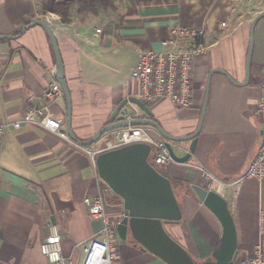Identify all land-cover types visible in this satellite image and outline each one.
I'll use <instances>...</instances> for the list:
<instances>
[{
  "label": "crops",
  "instance_id": "crops-1",
  "mask_svg": "<svg viewBox=\"0 0 264 264\" xmlns=\"http://www.w3.org/2000/svg\"><path fill=\"white\" fill-rule=\"evenodd\" d=\"M42 0H0V123L18 119L30 107L47 105L63 118L64 95L52 100L45 90L57 81L54 52L39 25L53 30L71 98V128L78 139L91 137L110 122L112 110L124 98L137 97L130 78L140 52L159 51L172 39L177 25L203 29L204 49L194 58L193 95L185 108L165 100L152 102L154 121L174 136L192 133L201 110L205 81L213 68L225 70L236 82L245 80V57L253 18L264 0H110L112 6L97 15L78 13L71 6L68 23L53 12L41 13ZM225 23V25H222ZM254 44L246 84L238 86L223 74L211 76L207 106L196 144L187 162H169L161 172L171 183L182 217L163 227L196 264L221 245L218 219L195 195L192 186L217 191L224 185L236 231L234 263L248 258L260 246L264 254V179L237 181L257 156L264 116L255 112L264 75V16L254 27ZM178 45L195 47L184 37ZM258 51V52H257ZM143 117V116H142ZM0 144V264H47L39 244L51 226L60 236L61 253L79 264L82 243L101 228L83 205V198L101 192L105 210L118 222L122 200L97 180L92 159L100 143L82 147L42 127L5 126ZM67 133V132H66ZM189 141L175 145L176 154L188 152ZM116 264H166L142 249L128 234L119 239Z\"/></svg>",
  "mask_w": 264,
  "mask_h": 264
},
{
  "label": "water",
  "instance_id": "water-1",
  "mask_svg": "<svg viewBox=\"0 0 264 264\" xmlns=\"http://www.w3.org/2000/svg\"><path fill=\"white\" fill-rule=\"evenodd\" d=\"M264 16V9L253 18L250 26V36L245 57V80L236 82L222 69H211L206 77L204 97L194 131L184 136H174L166 132L154 121L153 114L146 102L129 96L124 98L112 110L110 122L100 127L91 137L78 139L71 128V98L65 81L63 63L60 56L55 34L47 22L35 20L22 28L39 25L46 32L54 52V74L59 83L66 102V132L71 141L82 147H91L103 135L129 126H145L153 128L165 141L172 162L182 164L189 160L196 144V136L200 131L204 118L209 93L210 79L213 73L223 74L230 82L241 86L249 79V68L254 44V27ZM12 36H1L0 39ZM133 108L143 112V117L127 119ZM189 141L188 152L180 156L176 154L172 143ZM175 146V145H174ZM150 145L144 142L127 144L112 150L96 154L95 166L99 178L122 200L123 215L116 223V232L121 240H126L129 234L142 249L152 252L166 264H196L186 253V250L167 234L163 224L174 223L181 219L182 212L172 188L170 179L156 170L149 160ZM192 189L198 200L208 208L218 219L221 228V245L213 250L211 255L200 264H231L236 257V231L227 200L213 189L193 185Z\"/></svg>",
  "mask_w": 264,
  "mask_h": 264
},
{
  "label": "built area",
  "instance_id": "built-area-1",
  "mask_svg": "<svg viewBox=\"0 0 264 264\" xmlns=\"http://www.w3.org/2000/svg\"><path fill=\"white\" fill-rule=\"evenodd\" d=\"M225 25V23H222ZM172 39L164 41V48L159 51L146 50L139 53L136 63L130 73V78L136 81L138 86L137 98L150 105L158 100H165L176 108L187 107L192 100L193 86L192 74L194 58L197 52L204 49L203 29L173 26L170 29ZM190 37L195 42V47L185 49L178 45V40ZM62 95V90L57 81H52L45 90L47 100L55 99ZM255 112L264 116V75L259 84L258 97ZM143 112L133 108L126 118H139ZM64 119L56 116L47 105L27 108L18 119L8 124L0 123V144L2 141L3 128L9 126L18 129L25 124L42 127L55 133L60 138L69 141L65 130L61 127ZM144 142L150 145V156L153 151V166H164L172 162L164 139L153 137L145 126H129L109 132L103 137L99 148L94 155L112 150L127 144ZM149 160V159H148ZM97 180L99 178L95 159H92ZM264 179V128L262 140L257 156L249 163L237 181L243 179ZM224 185H219L217 192L222 194ZM83 205L89 209L93 218L101 220V228L96 234L82 243V259L79 264H116L118 256L119 237L116 232V221L109 217L105 210V200L101 192L86 196L82 200ZM60 236L55 226H51L50 234L39 244V251L47 259V264H75L74 260L67 258L61 253ZM231 264H264V254L260 246L252 250V255Z\"/></svg>",
  "mask_w": 264,
  "mask_h": 264
},
{
  "label": "trees",
  "instance_id": "trees-1",
  "mask_svg": "<svg viewBox=\"0 0 264 264\" xmlns=\"http://www.w3.org/2000/svg\"><path fill=\"white\" fill-rule=\"evenodd\" d=\"M74 3L76 4L75 7L78 13H86L89 15H97L100 10L112 6L110 0H42L40 3V11L43 14L46 12L56 13L59 15L60 21L68 23L71 17V6ZM158 138L163 139L159 135ZM149 162L151 163L152 161ZM151 164L153 165V163ZM155 167L156 170L162 173L161 170L157 168V165Z\"/></svg>",
  "mask_w": 264,
  "mask_h": 264
},
{
  "label": "rangeland",
  "instance_id": "rangeland-1",
  "mask_svg": "<svg viewBox=\"0 0 264 264\" xmlns=\"http://www.w3.org/2000/svg\"><path fill=\"white\" fill-rule=\"evenodd\" d=\"M257 52H258V51H257ZM147 130L149 131V133H150L153 137L158 138V134H157V132H156L153 128L147 127ZM105 135H109V133H107V134H105ZM105 135H103V136H102L99 140H97V142H95L94 144L97 145V144H99L100 142L102 143L103 137H104ZM101 143H100V144H101ZM94 144H93V145H94ZM172 145H173L172 148H174V147H175L174 145H176V144H175V143H172ZM174 150H175V152H177L175 148H174ZM152 155H153V151L151 152L150 156L148 157L149 161H152L151 163H153ZM157 168H158L159 170L162 169L161 166H157ZM105 186L109 189V187H108L106 184H105ZM115 223H117V222H115Z\"/></svg>",
  "mask_w": 264,
  "mask_h": 264
}]
</instances>
